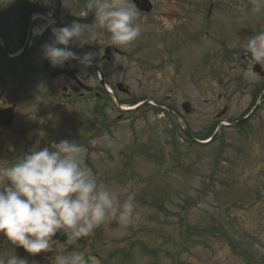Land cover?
I'll use <instances>...</instances> for the list:
<instances>
[{
	"label": "rangeland",
	"instance_id": "1",
	"mask_svg": "<svg viewBox=\"0 0 264 264\" xmlns=\"http://www.w3.org/2000/svg\"><path fill=\"white\" fill-rule=\"evenodd\" d=\"M187 1L191 17L138 16L141 36L120 48L127 60L115 56L104 64L110 84L124 76L131 96L58 108L47 95L26 102L9 94L16 93L13 86L0 91V108L24 104L12 127H0V164L16 162L37 141L40 148L76 141L98 180L121 193V203L134 198L139 217L127 228L105 223L76 245L55 237L49 253L6 246L0 259L54 264L56 255L79 251L89 264H264V77L252 72L245 51L248 39L264 31V8L255 12L252 0ZM89 35L94 48L101 45V32ZM131 98L178 108L183 122L148 103L118 121L120 112L110 107ZM182 102L191 104L190 114ZM100 104L107 106L104 127L94 118L86 123V111ZM253 106L245 122L235 124ZM217 125L210 142L197 144Z\"/></svg>",
	"mask_w": 264,
	"mask_h": 264
},
{
	"label": "clouds",
	"instance_id": "2",
	"mask_svg": "<svg viewBox=\"0 0 264 264\" xmlns=\"http://www.w3.org/2000/svg\"><path fill=\"white\" fill-rule=\"evenodd\" d=\"M252 5L260 12L264 0H252ZM87 8L94 14L96 28L109 34L112 45L125 47L141 36L134 0H88ZM53 25L49 13L53 39L43 45L42 57L53 67H63L70 60L90 66L93 52L80 55L73 50V46L84 48L91 43L81 23L74 20L63 27ZM245 51L254 61L252 68L256 64L264 67V31L248 39ZM120 197L118 190L98 180L78 142L62 139L40 148L37 141L16 162L0 164V234L33 255L53 252L57 236L76 245L105 223L115 220L124 228L135 224L139 217L134 198L129 195L121 203ZM53 259L54 264H89L79 251ZM0 264L28 262L12 255L0 259Z\"/></svg>",
	"mask_w": 264,
	"mask_h": 264
},
{
	"label": "flooded vegetation",
	"instance_id": "3",
	"mask_svg": "<svg viewBox=\"0 0 264 264\" xmlns=\"http://www.w3.org/2000/svg\"><path fill=\"white\" fill-rule=\"evenodd\" d=\"M148 1L152 6V10L148 13L137 10L138 16H149L152 14L154 18L160 16L167 21H175L177 18H184V16L191 17L188 12L191 10V1ZM87 2L88 0H65V2L64 0H0L1 92L4 91V94H7V86H13L16 93L10 91L9 94L22 96L23 101L26 102L34 101L33 96L47 95L50 100L60 105L58 108L67 105H78L80 107L84 103L91 101V99L105 101V97L111 98L115 93L126 96L132 95V91L124 76L114 85H111L109 80L106 79L104 64L109 63L115 56L119 57V59L124 58V60H127L128 54L126 51L121 50V47L110 43L108 33L99 29H91L95 26V20L92 11L87 8ZM116 2L123 3L124 0H116ZM194 2L198 1H193L192 3ZM211 8L207 11L208 15L212 12ZM10 13L13 16H10ZM49 13L52 14V18L55 20L54 27H63L77 20L87 30L88 34L91 32L102 33V43L97 46L98 50L93 47L92 43L84 48L73 46V50L80 55L89 51L95 54L90 66L85 67L78 61L70 60L63 67H53L42 57L43 45L50 43L53 39L52 26H48ZM246 32L249 33L248 30ZM43 81L45 82L44 86L42 85ZM108 85L112 86L115 92L111 91L110 87L109 91H107ZM21 101L19 100L3 107L12 106L16 111L19 106H24ZM145 103L149 102H144L137 109L143 107ZM32 105L30 104V106ZM155 105L156 109H162L177 116L178 119L181 118L175 110L166 108V105ZM106 108L107 106L102 104L92 106L89 111H86V118L83 117L82 119L87 123L89 118L97 115L99 124L104 127ZM112 108L120 112L118 115L119 121L124 118L126 113L133 111L123 109L119 104L110 107V109ZM110 124L108 123L107 125L109 126ZM8 245H12L11 242L4 240L3 243H0V249ZM16 247L19 251L21 250V246Z\"/></svg>",
	"mask_w": 264,
	"mask_h": 264
},
{
	"label": "water",
	"instance_id": "4",
	"mask_svg": "<svg viewBox=\"0 0 264 264\" xmlns=\"http://www.w3.org/2000/svg\"><path fill=\"white\" fill-rule=\"evenodd\" d=\"M134 3L139 11L149 12L151 10V4L147 0H134ZM262 69L263 67L259 64H256L253 68L254 72L258 73L259 75H262ZM183 110L186 113H189L190 110V104L184 103L182 105ZM224 113V112H223ZM14 118V113L12 108H7L4 110H0V124L8 127L12 124Z\"/></svg>",
	"mask_w": 264,
	"mask_h": 264
}]
</instances>
